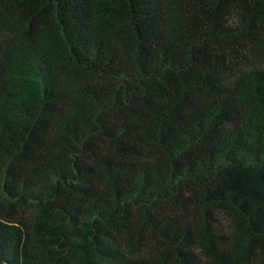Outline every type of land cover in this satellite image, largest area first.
<instances>
[{
    "label": "trees",
    "instance_id": "16d2710c",
    "mask_svg": "<svg viewBox=\"0 0 264 264\" xmlns=\"http://www.w3.org/2000/svg\"><path fill=\"white\" fill-rule=\"evenodd\" d=\"M0 264H264V0H0Z\"/></svg>",
    "mask_w": 264,
    "mask_h": 264
}]
</instances>
